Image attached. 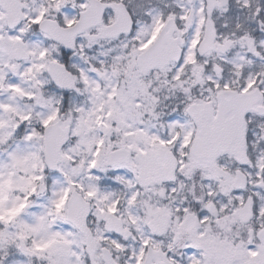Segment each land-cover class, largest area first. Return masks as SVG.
<instances>
[{
	"label": "snow or ice",
	"instance_id": "1",
	"mask_svg": "<svg viewBox=\"0 0 264 264\" xmlns=\"http://www.w3.org/2000/svg\"><path fill=\"white\" fill-rule=\"evenodd\" d=\"M0 264H264V0H0Z\"/></svg>",
	"mask_w": 264,
	"mask_h": 264
}]
</instances>
